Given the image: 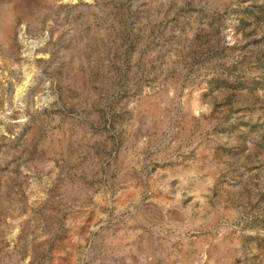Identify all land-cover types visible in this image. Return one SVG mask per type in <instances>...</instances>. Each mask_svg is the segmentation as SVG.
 <instances>
[{
	"label": "rangeland",
	"instance_id": "1",
	"mask_svg": "<svg viewBox=\"0 0 264 264\" xmlns=\"http://www.w3.org/2000/svg\"><path fill=\"white\" fill-rule=\"evenodd\" d=\"M0 264H264V0H0Z\"/></svg>",
	"mask_w": 264,
	"mask_h": 264
}]
</instances>
